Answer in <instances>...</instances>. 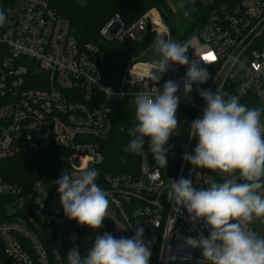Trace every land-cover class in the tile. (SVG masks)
<instances>
[{
    "label": "built area",
    "instance_id": "obj_1",
    "mask_svg": "<svg viewBox=\"0 0 264 264\" xmlns=\"http://www.w3.org/2000/svg\"><path fill=\"white\" fill-rule=\"evenodd\" d=\"M190 1L199 15L186 42L187 55L190 61L199 60L210 78L193 83L187 98L182 79L187 65L172 64L162 79L154 81L153 62L142 59L155 45L133 50L147 32H156L149 13L128 24L113 15L99 30L101 42L109 45L101 49L79 45L69 21L46 0H5L0 8L6 16L0 25V161L54 147L68 152L69 173L96 169V183L108 194L109 208L130 236L137 226L144 228L143 238L151 242V264H201L200 250L187 249L184 240L207 235L208 228L203 221L190 223L185 210L172 212L166 196L171 181L161 169L150 167L144 149L137 177L101 174L99 144L112 132L110 106L124 101L135 105L139 92L154 97L171 79L181 84L179 106L192 110L194 119L206 107L197 91L201 88L238 96L242 104L260 108L264 123V0ZM209 54L214 59H205ZM197 143L189 137L186 151L193 153ZM181 177L191 179L197 190L208 187V181L226 178L195 169L183 159L173 181ZM57 179L36 181L29 189L0 180V197L9 201L11 215L10 222L0 224L6 258L0 264H66L69 219L60 203ZM249 228L264 236V218Z\"/></svg>",
    "mask_w": 264,
    "mask_h": 264
},
{
    "label": "clouds",
    "instance_id": "obj_2",
    "mask_svg": "<svg viewBox=\"0 0 264 264\" xmlns=\"http://www.w3.org/2000/svg\"><path fill=\"white\" fill-rule=\"evenodd\" d=\"M6 21L0 11V25ZM155 51L160 59L152 63L151 80L159 81L170 65L188 66L183 77V92L189 97L193 83L203 84L210 74L199 60H189L188 45L165 39L157 34ZM205 63V62H204ZM207 64V63H205ZM155 70V71H153ZM181 84L168 80L155 96L139 92L135 97V126L124 148L127 153L143 157L145 138L159 168L167 165L165 147L179 127L176 117L180 103L177 95ZM206 107L202 116L189 127V137L196 138L193 153L187 151L183 160L195 169L220 173L222 182L208 181L206 188L197 190L191 179L170 180L167 200L172 212L185 210L190 223L203 221L208 234L186 237L187 249H199L201 264H264V236L250 230L256 219L264 218V123L262 110L248 107L238 96L226 92L197 88ZM97 171L84 167L79 172L63 170L54 183L58 186L64 215L79 225L100 229L109 217L108 194L97 183ZM125 229V227H121ZM144 228L136 227L131 237L116 238L104 232L95 237L86 257L78 248L67 255L68 264H149L152 255L150 241L143 238ZM75 240V236L71 237Z\"/></svg>",
    "mask_w": 264,
    "mask_h": 264
},
{
    "label": "trees",
    "instance_id": "obj_3",
    "mask_svg": "<svg viewBox=\"0 0 264 264\" xmlns=\"http://www.w3.org/2000/svg\"><path fill=\"white\" fill-rule=\"evenodd\" d=\"M5 0H0V8ZM172 0H46L50 8L55 13L65 18L70 23L71 35L79 45L92 44L101 49L108 48L101 42L98 35L99 30L115 14L120 15L126 24L134 18L143 15V11L155 10L164 20V24L171 34L174 28L170 24L174 15L168 7ZM134 14V18L131 16ZM155 23V20H154ZM197 21H194L188 31L182 33V38L188 40L193 31L197 28ZM175 35V34H174ZM178 40L179 38H176ZM156 36L147 32L143 38L134 45V52L144 50L146 46L155 42ZM187 42V41H186ZM186 44V43H185ZM112 132L108 139L100 142V152L103 163L100 166L101 174L127 175L137 177L139 174L140 158L138 155L127 153L124 148L129 144L132 137L129 129L135 126V105L127 101L113 103L111 106ZM179 127L170 138L165 147L171 150L167 153V165L159 168L149 150V143L145 138L144 151L147 153L151 168H159L170 180L175 179L182 157L186 151L189 139L190 125L194 119V112L185 107L179 106L176 113ZM194 145V141L193 144ZM68 152L49 147L34 155L15 156L10 159L0 161V180L6 183L29 189L36 181H47L60 177L63 170L68 172L67 166ZM9 201L0 197V224L11 221L9 214ZM93 229L81 226L79 230V240L86 233ZM111 233V227L105 221L100 229ZM6 258L0 246V263Z\"/></svg>",
    "mask_w": 264,
    "mask_h": 264
},
{
    "label": "rangeland",
    "instance_id": "obj_4",
    "mask_svg": "<svg viewBox=\"0 0 264 264\" xmlns=\"http://www.w3.org/2000/svg\"><path fill=\"white\" fill-rule=\"evenodd\" d=\"M168 7L171 10V13L174 15V17L171 19L170 24L173 26L174 34H171L169 29L164 24L163 18L157 13H153V10L143 11L145 14H150L151 20L153 21V27L156 30V32H153L152 35L156 36L158 33L164 35L165 33L168 34L169 38L171 40L180 43L185 44L186 41L182 38V33L188 31L189 27L192 26L193 22L195 21L196 17L199 15L198 8L190 1V0H172L168 3ZM134 14L131 16V18H134ZM155 20V23H154ZM160 23V24H159ZM161 25L160 27L156 26ZM179 38L178 40H175V37ZM165 38V37H164ZM155 45V42L151 43ZM160 59V56L158 53H156L155 49L151 50L149 53L146 54V56L142 59V61L145 62H154L156 60ZM104 231L101 230H92L85 235H83L79 240V253L81 258L86 257L88 251L92 248L95 237L97 235H102ZM258 235H260V231L257 230Z\"/></svg>",
    "mask_w": 264,
    "mask_h": 264
},
{
    "label": "water",
    "instance_id": "obj_5",
    "mask_svg": "<svg viewBox=\"0 0 264 264\" xmlns=\"http://www.w3.org/2000/svg\"><path fill=\"white\" fill-rule=\"evenodd\" d=\"M34 87H38L36 84H32ZM109 217H107L104 221L108 223L111 227V233L116 237H131L127 232L126 228L121 229V227H125L118 216L109 208ZM82 225H79L75 220H68L64 235V254H65V262H67V255L72 248H78L79 250V230ZM75 236V240H72L71 237ZM149 264H151L149 262Z\"/></svg>",
    "mask_w": 264,
    "mask_h": 264
},
{
    "label": "snow or ice",
    "instance_id": "obj_6",
    "mask_svg": "<svg viewBox=\"0 0 264 264\" xmlns=\"http://www.w3.org/2000/svg\"><path fill=\"white\" fill-rule=\"evenodd\" d=\"M205 59H214V57L211 56V54H209V55L205 56Z\"/></svg>",
    "mask_w": 264,
    "mask_h": 264
}]
</instances>
